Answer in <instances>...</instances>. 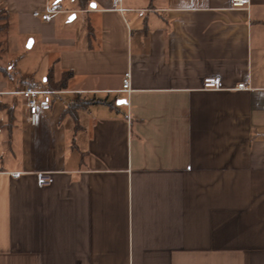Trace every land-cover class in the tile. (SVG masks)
Masks as SVG:
<instances>
[{
	"label": "crops",
	"instance_id": "obj_1",
	"mask_svg": "<svg viewBox=\"0 0 264 264\" xmlns=\"http://www.w3.org/2000/svg\"><path fill=\"white\" fill-rule=\"evenodd\" d=\"M1 9L0 264H264V0ZM25 86L54 92L36 125Z\"/></svg>",
	"mask_w": 264,
	"mask_h": 264
},
{
	"label": "built area",
	"instance_id": "obj_2",
	"mask_svg": "<svg viewBox=\"0 0 264 264\" xmlns=\"http://www.w3.org/2000/svg\"><path fill=\"white\" fill-rule=\"evenodd\" d=\"M251 0H231V6L233 8H249ZM67 11L64 6L57 3L54 6H48L44 13L40 11H34V16H39L44 20L50 19L51 16L61 12ZM203 87L205 89H220V80L217 77H207L204 79ZM239 89L248 88L244 82L237 85ZM123 89L130 94L131 88V76L130 72H126L123 78ZM52 91L44 88H37L33 86H25L20 94L25 98L26 105L29 112V119L32 125H36L38 121V115L41 110H49L53 101ZM39 183L41 185H47L50 183V176L48 173L40 172L38 175Z\"/></svg>",
	"mask_w": 264,
	"mask_h": 264
},
{
	"label": "trees",
	"instance_id": "obj_3",
	"mask_svg": "<svg viewBox=\"0 0 264 264\" xmlns=\"http://www.w3.org/2000/svg\"><path fill=\"white\" fill-rule=\"evenodd\" d=\"M81 1H84V0H81ZM8 17L9 16H8L7 11L1 9L0 10V31L4 30L7 27ZM10 73H11V70H8L7 68H4L0 65V74L8 76ZM71 76H72V72H66L61 81L53 82L52 76L49 75L46 84L52 89H56V88L62 89L66 86L67 81ZM98 101H101V100H96L94 98L89 99V100L78 99L72 104H70V106L67 108V112H70L75 117L76 121H78V116L76 112L77 108L85 106V105H90ZM16 104H17L16 100L12 101L11 103H5V102L0 103V108L6 111V115L8 116L9 121L11 122L14 120ZM8 125H11V124H8Z\"/></svg>",
	"mask_w": 264,
	"mask_h": 264
},
{
	"label": "water",
	"instance_id": "obj_4",
	"mask_svg": "<svg viewBox=\"0 0 264 264\" xmlns=\"http://www.w3.org/2000/svg\"><path fill=\"white\" fill-rule=\"evenodd\" d=\"M73 17H74V15H72V17H71V18H73ZM123 101H124V102H127V100H126V99H124Z\"/></svg>",
	"mask_w": 264,
	"mask_h": 264
},
{
	"label": "rangeland",
	"instance_id": "obj_5",
	"mask_svg": "<svg viewBox=\"0 0 264 264\" xmlns=\"http://www.w3.org/2000/svg\"><path fill=\"white\" fill-rule=\"evenodd\" d=\"M62 1L66 3L68 0H62ZM1 23H2V22H1Z\"/></svg>",
	"mask_w": 264,
	"mask_h": 264
}]
</instances>
